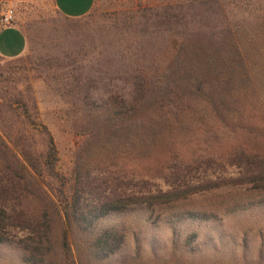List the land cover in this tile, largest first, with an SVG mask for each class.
Masks as SVG:
<instances>
[{"label": "rangeland", "instance_id": "obj_1", "mask_svg": "<svg viewBox=\"0 0 264 264\" xmlns=\"http://www.w3.org/2000/svg\"><path fill=\"white\" fill-rule=\"evenodd\" d=\"M7 8L14 9L12 24L25 31L28 49L14 59L0 55V134L16 151L27 147L39 157L51 134L57 169L67 177L73 176L78 146H93L103 137V120L111 113L106 101L116 91L155 102L196 73L232 74L240 53L264 105V0H96L79 19L63 16L53 0H0V17ZM137 82L144 85L141 94ZM170 98L167 117L194 113L193 96L185 98L193 101L185 114L177 97ZM210 122L220 141L228 139L226 126L212 116ZM187 133V159L201 164L207 144L192 130ZM109 221L133 230L110 264L134 257V234L141 243L139 264L156 258L239 264L240 257L250 260L264 247V195L236 185L197 188L181 201L153 211L135 206ZM174 226L181 237L176 245ZM192 232L195 240L185 246L183 237Z\"/></svg>", "mask_w": 264, "mask_h": 264}, {"label": "trees", "instance_id": "obj_2", "mask_svg": "<svg viewBox=\"0 0 264 264\" xmlns=\"http://www.w3.org/2000/svg\"><path fill=\"white\" fill-rule=\"evenodd\" d=\"M234 61L232 74L196 73L155 102L111 93L103 137L93 146H78L72 177L57 169L51 134L43 157L27 147L16 151L0 134V264H110L133 231L131 224L109 221L114 214L141 205L153 211L197 188L236 185L241 192L263 196L264 105L244 57L238 53ZM137 83L141 94L144 85ZM172 94L184 114L193 102L185 98L193 96L198 101L194 113L167 117ZM211 116L230 130L228 139L220 141ZM190 130L209 150L201 164L190 162L184 151ZM195 237L187 233L182 242L189 246ZM180 238L174 226L173 245ZM133 239L134 257L119 264H139L141 243L137 234ZM246 258L240 257L239 264H264V247ZM167 262L156 258L150 264H172Z\"/></svg>", "mask_w": 264, "mask_h": 264}, {"label": "crops", "instance_id": "obj_3", "mask_svg": "<svg viewBox=\"0 0 264 264\" xmlns=\"http://www.w3.org/2000/svg\"><path fill=\"white\" fill-rule=\"evenodd\" d=\"M96 0H53L56 9L70 18H82L90 13ZM28 49V37L17 24L0 23V55L5 58L22 56Z\"/></svg>", "mask_w": 264, "mask_h": 264}, {"label": "built area", "instance_id": "obj_4", "mask_svg": "<svg viewBox=\"0 0 264 264\" xmlns=\"http://www.w3.org/2000/svg\"><path fill=\"white\" fill-rule=\"evenodd\" d=\"M15 19V11L13 8H7L3 11L0 17V23L3 26L12 25Z\"/></svg>", "mask_w": 264, "mask_h": 264}]
</instances>
